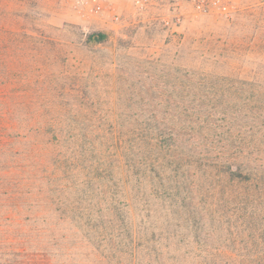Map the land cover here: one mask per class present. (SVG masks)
Returning a JSON list of instances; mask_svg holds the SVG:
<instances>
[{"label": "rangeland", "instance_id": "rangeland-1", "mask_svg": "<svg viewBox=\"0 0 264 264\" xmlns=\"http://www.w3.org/2000/svg\"><path fill=\"white\" fill-rule=\"evenodd\" d=\"M2 27L9 31L10 97L35 103L16 113L49 118L52 126L27 132L23 121L20 136L0 133V183L32 191L14 200L23 209H0V264L94 260L71 219L77 201L93 194L83 189L88 167L76 171L72 164L64 181L44 162L54 173L44 179L46 173L26 158L37 147L35 132H156L174 119L183 120L180 171L169 182L160 171L140 181L152 210L149 226L155 235L168 224L173 230V213L184 214L170 205L177 201L194 231L200 228L189 239L197 236L223 251L202 257L263 258L264 0H0L1 34ZM99 33L105 42L90 37ZM1 75L0 67V82ZM43 100L57 107L40 108ZM192 136L195 141H188ZM221 159L255 174L238 191L258 199L260 218H250L256 212L251 201L220 202L222 193L209 192L213 183L217 192L237 194L235 186L219 185L216 170L206 175L205 165Z\"/></svg>", "mask_w": 264, "mask_h": 264}, {"label": "trees", "instance_id": "trees-1", "mask_svg": "<svg viewBox=\"0 0 264 264\" xmlns=\"http://www.w3.org/2000/svg\"><path fill=\"white\" fill-rule=\"evenodd\" d=\"M4 28L2 27L3 33H0L2 74L0 133L6 136L15 133L14 135L20 136L19 127L23 121H26L24 127L27 132H31L38 125L52 126V122L48 120L49 118L42 119L34 114L18 115L16 113L17 109L20 110L23 107L30 111L35 103L10 97L13 90L8 73L10 68L9 31ZM90 37H96L97 43H103L106 39V35L102 33ZM30 38L32 39L33 36ZM37 105L40 108L57 107L55 101L49 100L38 102ZM184 122L185 125L191 124V122ZM181 123L183 120L174 119L170 128L145 133L131 130L99 134L64 133L52 130L35 132L37 147L26 153V158L32 162L33 166H39L42 172L46 173V177L43 176L44 179L51 178L54 174L49 173L50 168L46 167L44 162L51 163L54 172H60L64 181L65 177L69 176L68 173H72V164H75L76 171L80 166L88 167L83 189L93 194L87 196L86 200L80 198V201H77L76 210H73L71 219L82 234L81 242H86L92 249L94 259L92 264H264V256L254 260L202 257L201 255L205 253L212 255L223 251L219 247L200 242L197 236L194 241L189 239L190 233H196L200 228L197 227L194 231L193 225L189 224L190 214L184 216L185 207L177 201L172 200L170 205L184 209V214L176 216L177 214L173 213L174 217H177L175 220L178 221L173 230L168 224L158 228V235H155L154 229L149 226V220L153 215L150 201L145 199V192L142 191L140 181L146 175L152 176L154 171L157 173L160 171L167 180L172 173L177 174L180 171L182 162L178 155H183L180 149L182 135L179 125ZM8 129H10L9 134L6 132ZM7 138L12 139L10 136ZM192 139L195 141L194 136L188 141ZM190 155L192 157L193 152ZM204 156L207 157L206 160L209 159L207 154ZM15 157L20 155L17 153ZM222 159L215 166L205 165L206 175L210 178L216 170L215 176L219 178V185L224 186L226 190L235 186L237 194L236 196L230 194L232 195L230 197L229 194L225 195L224 189L223 192H217L219 186H213V183H210L209 192L213 194V197L222 193L223 198L219 200L220 202L233 203L238 200L241 206H248L249 204L246 203L251 201L256 212H251L250 218L254 216L260 218L257 214L260 207L258 199L256 200L251 194H239L238 191L240 185L253 182L255 174L250 172L244 175L240 164H226ZM65 163L67 164L65 167L61 165ZM187 164H189L187 167H193V162H187ZM260 181L262 178L257 180L256 184L259 185ZM261 185L264 191V183ZM175 188L171 187L168 190L172 191ZM27 190L21 188L18 183H0V209L9 207L16 210L21 209V206L23 209V204L19 202L17 204L14 200H23L28 193H32L30 189ZM7 202L8 204L4 205ZM241 209L244 210V208ZM61 213L67 218L65 211ZM244 213L245 218L246 212ZM219 219L221 221L223 216ZM258 234L264 235V227L260 228ZM258 250L264 253L263 247ZM190 254H197V257L191 259Z\"/></svg>", "mask_w": 264, "mask_h": 264}]
</instances>
